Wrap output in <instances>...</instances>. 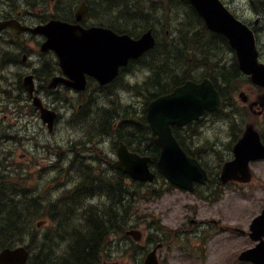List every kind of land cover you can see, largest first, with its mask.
<instances>
[{"label": "trees", "instance_id": "obj_1", "mask_svg": "<svg viewBox=\"0 0 264 264\" xmlns=\"http://www.w3.org/2000/svg\"><path fill=\"white\" fill-rule=\"evenodd\" d=\"M32 1H35L33 4H36V0ZM77 2L78 0L58 1L62 6L60 13H44L39 16V19L45 21L48 18H57L70 21L73 19L72 6ZM87 4L91 19L99 22L115 20L123 25L115 27L110 24L112 29L117 31L123 29L129 34H133L132 29H134L133 36L152 26L155 20L154 16L161 11L164 16L167 13L182 15V21L181 18L179 19L177 39L166 46L164 43H159L153 51L141 59V66L150 70L152 76L146 86L140 90L148 93L153 90L154 96L167 93L182 84L190 78L191 71L202 69L207 73L216 74L215 68L220 64L219 60L224 59V51L229 50L222 37L207 31L186 0H88ZM145 4L149 5L145 6ZM200 28H202L201 32ZM16 61V56L2 53L0 47V69L10 64L13 65ZM201 63L202 66L197 67ZM231 73L232 68L229 67L218 70L219 76L225 79L228 77L232 81ZM221 81L226 84L225 81ZM10 98L11 96L7 95L3 100L9 101ZM125 115L137 119L135 121L138 126V135H124L121 141L134 150L150 156L155 163L159 151L154 139L151 138L153 135L145 122V117L132 112ZM105 118L106 116L103 117L104 120ZM123 119L121 118V120ZM94 122L96 121L92 123ZM113 123V121L108 123L109 131ZM134 126L135 122H131L130 125L123 124L122 133L133 132ZM78 159L80 158L74 156L71 164L80 161ZM12 179L15 180L14 185L18 187L12 185L10 186L12 189L9 188L8 192H6L8 189L4 192V184L0 179V250L25 242L29 249L34 245L65 244L67 246L61 250L58 258L59 264H97L101 255L106 251L107 245L114 242L112 239L126 226L132 215L130 201L136 200L135 197H137L135 194L127 198V192L124 190V202L120 212L113 200L116 192L111 193L103 190L96 195V191L101 189L99 180L94 182L91 172L85 168L76 172L73 178L77 179L76 189L81 199L95 195L103 196L100 194L102 193L110 197H108L110 204L101 211L92 210L86 215H71L67 210L62 215H56L61 211L57 213L55 204L50 205V202L45 203L38 196L29 195V189L36 188L38 180L33 184H28L25 176H12L10 180ZM75 196L71 195L70 199H74ZM73 204L75 203L73 202ZM63 206L67 207V204H63ZM72 208L74 209V207ZM45 210H49V212ZM43 217L49 220L46 232H41L35 226L37 220ZM49 229L51 232H48ZM43 253L48 252L41 247L38 248L35 257H31L28 264H34L35 260H44ZM38 255L40 257H37Z\"/></svg>", "mask_w": 264, "mask_h": 264}, {"label": "water", "instance_id": "obj_2", "mask_svg": "<svg viewBox=\"0 0 264 264\" xmlns=\"http://www.w3.org/2000/svg\"><path fill=\"white\" fill-rule=\"evenodd\" d=\"M188 2L202 17L209 30L227 38L236 52L240 69L251 76L255 85L264 89V66L257 61L252 32L237 21L219 0H188ZM86 15V7L82 3L76 12L77 21L83 20ZM6 27H11L15 32L29 31L44 36L46 40L41 45V50H52L57 53L65 75L80 77V85L77 88H83L84 74L94 76L102 84L110 82L117 75L118 67L125 64L127 59L135 58L154 46L150 30L138 41H131L127 37L118 38L107 29H83L78 24L59 20H51L45 25L34 28L21 26L17 21L0 22V30ZM59 81L69 84L63 79H56L53 81V86ZM219 102L218 94L208 81L200 84L187 82L171 95L159 98L148 107L147 119L159 136L161 146L158 165L172 184L192 190L191 182L200 181L199 178L203 173L198 164L194 160L187 159L178 148L170 135L169 125H182L197 118L203 111L218 109ZM250 143H252L251 137L244 134L234 148L235 159L227 163L223 169V180H229L237 173L242 177L248 174L247 162L257 156L254 148L249 146ZM254 144L258 150L255 140ZM258 155L264 157V153ZM118 157L122 162L118 166L124 168V171L132 177L143 181L153 179L148 171V158L130 154L124 148L120 149ZM243 181H246V178ZM42 224L43 222L38 223L37 226L40 227ZM250 228L252 239L259 240L264 237V210ZM127 234L137 241L140 240V233L137 231ZM27 258L28 252L22 246L14 249L6 248L0 252V264H25ZM239 259L264 264V241L253 250L242 253ZM145 264H157L155 251L146 256Z\"/></svg>", "mask_w": 264, "mask_h": 264}, {"label": "rangeland", "instance_id": "obj_3", "mask_svg": "<svg viewBox=\"0 0 264 264\" xmlns=\"http://www.w3.org/2000/svg\"><path fill=\"white\" fill-rule=\"evenodd\" d=\"M56 1L58 2L62 0ZM54 2L55 0H53L52 3L49 0H44L43 10L44 7H46L47 10L50 11ZM78 5L79 3L76 8ZM231 7L234 11L240 14V11L248 9L247 0H233ZM30 12L40 14V8L30 10ZM27 17L28 20L31 19L30 16ZM178 19L179 15L174 13H167L164 16L162 20L167 24H165V28L158 32L159 40H163L165 30L168 31L169 37H172L175 27L177 26L176 21ZM27 47L30 49H36V46L33 43H28ZM37 58V55H33L32 61L34 62ZM28 62L29 61L27 60V63ZM30 69L31 67H21L17 69L13 76V80L16 81L19 74H24ZM135 76L143 77L144 75L142 72L138 71L135 73ZM6 88L9 87L6 86ZM45 100L48 104L60 111L63 109L60 105H55L47 98H45ZM141 102L142 99L140 98V104ZM76 107L77 104L74 108ZM2 111L3 110H0V158L5 160V163L0 161V168L9 166H17L18 170L24 168L25 173L30 172L27 179L30 181L29 184H32L33 181L38 178L35 168L39 165V168H45L39 177V183H41L40 188L43 189V194L48 196L55 195L60 187L57 188L56 185L49 187L48 181L50 179V174L54 171H59V166L63 167V163L59 162V165L56 168H52L54 164V162H52L53 155L50 152H43L42 145L54 140L59 143H66L69 139L77 140L79 134L76 131L71 130L65 122H62L61 120L58 123L55 132L52 135H48L45 130L41 128V125L33 122L31 115L27 116L26 121H22L20 123L19 117L17 119L12 118L9 113H2ZM67 112L68 110H64L63 115ZM28 120H31L30 123ZM29 133L35 134V140H30L31 138L28 137ZM88 134L99 138L95 128L89 130ZM103 138L104 141L102 144H107L108 147H110L109 153L114 156L115 151L113 150L109 139L101 136V139ZM202 142L203 148L206 151H210L212 153V149L216 148H220L224 151L227 143L229 142L226 136L224 123L222 121L215 122V120L212 121V123H206L203 129ZM51 146L60 147L61 145L51 144ZM33 157H35L38 163H34ZM215 160L218 161V158H215ZM56 161H58V159H56ZM246 190L247 188L242 187L239 192L235 190L236 193H232V191L226 188L222 198L224 202L223 205L234 203V207L231 209L232 212L229 214V220L231 216H234L235 218L228 223L239 228L248 226L250 220L256 216L255 214L258 213L260 207L264 204V193L262 190L261 192L257 190L255 194L253 193L255 195L254 198H251V196L248 195L252 192H247ZM239 198L250 202L244 203ZM197 206L202 207L204 212L209 214L211 205L198 200L192 195H185L184 193H180L178 191L164 196L159 199V201L148 203L139 202L135 206L134 213L137 212V214H135L132 222V225L136 228L129 229H139L143 232L144 238H147L150 233L148 227L149 225H152L151 221L153 218L160 219V222L165 224L166 229L169 227L180 226L182 225L181 221L176 224L170 222V215H184L186 208L189 207L192 210H196ZM242 207H244V209H241ZM238 209H240V211L234 214L235 210ZM224 213L227 212L225 211ZM43 232H46V228H43ZM182 239L183 242H176L178 244L177 246L166 249L167 254L164 259L165 264H234L237 255L242 251V249L251 245L249 240L245 238L234 236L229 241L224 242L223 236H216L206 244L205 250L202 252L199 250L200 245H197V241H193L192 237L183 236ZM24 244H26V242ZM119 244L120 247H125L126 245H130V241L122 240L116 245ZM186 248H190L194 258H188V256L184 253ZM139 251L141 252V250Z\"/></svg>", "mask_w": 264, "mask_h": 264}, {"label": "flooded vegetation", "instance_id": "obj_4", "mask_svg": "<svg viewBox=\"0 0 264 264\" xmlns=\"http://www.w3.org/2000/svg\"><path fill=\"white\" fill-rule=\"evenodd\" d=\"M249 9L247 13H243L241 15L237 14V17L247 25L248 28H250L256 37L260 40L262 36L264 35V1L263 0H257L254 2L253 0H248ZM230 8V6H228ZM259 52H260V60L264 63V47L263 45H259ZM236 63V61H235ZM134 62H131L128 64V66L125 68V72L127 74H130L131 68L133 67ZM232 73L230 74L232 77V81L229 80L227 77L226 79L222 76H215L213 78V82L215 85L218 86V83L223 80L226 82V85L222 89L221 87H216L220 98L224 103H229L228 112L231 113V116L229 117L228 121L230 124V127L227 131V135L229 137H241L243 135V131L245 130L247 125H251L254 130L257 132L260 143L264 147V103L261 102V98H263V90L261 88H258L256 86H253L250 82V79L246 76L241 77L238 73L235 65L233 64L232 67ZM239 79L240 80V86L243 87V91L246 95V102L247 107L245 110H242L241 112L246 115L248 118L242 117L241 114L238 113V108L243 106V103H233L236 102L231 100V96L226 93V91L230 88L232 83ZM250 105V107H249ZM215 121L219 120L220 112L215 113ZM179 140L183 144H188L190 142H193L195 140L194 133L188 129H184L183 132L179 135ZM231 143V142H230ZM220 147V145H219ZM220 148L212 149V153L210 151H206L204 154L199 155V158L201 159V164L206 172V175L208 178L210 177L212 179V184L216 186L217 183L221 184L220 182V175H221V167H218V164L215 163V157L214 152ZM228 149V155L230 150V144L229 147L226 145L225 150L222 151L223 154L227 153ZM232 158V157H231ZM206 162H209L208 165H205ZM251 167V174H252V180L250 182V185H254V187H259L264 189V160H256L254 162L250 163ZM220 168V169H219ZM256 170H259V176L255 175ZM243 184H240L238 182H230L227 186L232 187L236 191L242 186ZM196 190H206V183L203 185H196ZM209 191V190H208ZM213 193H218L217 189L212 190ZM235 191L233 190L232 193ZM197 213L193 212H187V215H179L180 220L184 221L182 228H180V232L183 234H192L196 235V233H201V231L204 230V228H209L211 225L220 227V213L218 212V217H209V215H196ZM215 218H217L215 220ZM187 222V226H186ZM211 223V224H209ZM164 247V246H163ZM162 250V249H161ZM55 254H49L46 257H53ZM160 260L161 256L158 255ZM134 254L129 255L128 257H124L123 253H120L118 256L111 254L109 256V259H105L102 261L101 264H138V260L134 259ZM159 260V261H160ZM42 261V260H41ZM41 261H38L39 263Z\"/></svg>", "mask_w": 264, "mask_h": 264}, {"label": "bare ground", "instance_id": "obj_5", "mask_svg": "<svg viewBox=\"0 0 264 264\" xmlns=\"http://www.w3.org/2000/svg\"><path fill=\"white\" fill-rule=\"evenodd\" d=\"M98 6V5H97ZM94 15V14H93ZM98 15V14H97ZM95 16V15H94ZM114 18V17H113ZM110 20V19H109ZM136 25V24H135ZM116 27V26H115ZM39 262L35 260L34 264H38Z\"/></svg>", "mask_w": 264, "mask_h": 264}]
</instances>
